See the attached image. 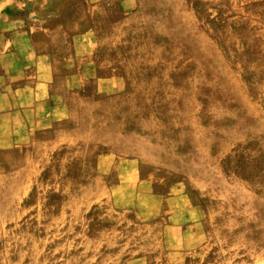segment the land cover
<instances>
[{
	"label": "rangeland",
	"instance_id": "obj_1",
	"mask_svg": "<svg viewBox=\"0 0 264 264\" xmlns=\"http://www.w3.org/2000/svg\"><path fill=\"white\" fill-rule=\"evenodd\" d=\"M114 2L100 63L135 84L111 121L124 175L40 159L0 119V264H264V0Z\"/></svg>",
	"mask_w": 264,
	"mask_h": 264
},
{
	"label": "crops",
	"instance_id": "obj_2",
	"mask_svg": "<svg viewBox=\"0 0 264 264\" xmlns=\"http://www.w3.org/2000/svg\"><path fill=\"white\" fill-rule=\"evenodd\" d=\"M110 3L0 0V70L16 73L10 95L0 88V119L17 118V133L32 135L40 159L54 151L90 156L81 165L97 168L96 178L124 175L111 121L115 104L135 95L125 67L100 63V22H110Z\"/></svg>",
	"mask_w": 264,
	"mask_h": 264
}]
</instances>
